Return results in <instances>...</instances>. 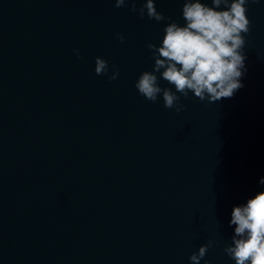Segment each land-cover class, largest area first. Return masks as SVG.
Masks as SVG:
<instances>
[{
    "label": "water",
    "instance_id": "water-1",
    "mask_svg": "<svg viewBox=\"0 0 264 264\" xmlns=\"http://www.w3.org/2000/svg\"><path fill=\"white\" fill-rule=\"evenodd\" d=\"M183 3L154 0L157 22L114 0H0V264H190L210 241L200 264H235L232 209L264 191V0L245 5L243 87L177 112L135 83Z\"/></svg>",
    "mask_w": 264,
    "mask_h": 264
},
{
    "label": "clouds",
    "instance_id": "clouds-1",
    "mask_svg": "<svg viewBox=\"0 0 264 264\" xmlns=\"http://www.w3.org/2000/svg\"><path fill=\"white\" fill-rule=\"evenodd\" d=\"M247 2L211 0L212 7H209L201 0H184V25L168 23L160 45L147 44L154 64L152 71L139 75L135 83L138 93L151 102H156L159 96L165 108H175L177 112L182 109V106L177 107L181 96L187 98L189 92L209 103L231 98L243 87L240 78L244 74L242 70H246L242 33L249 31ZM126 3H131L130 10L141 18L146 13L157 22L166 19L156 11L154 0H145L139 9L135 7V0H114L117 8L124 7ZM221 5L226 10H216ZM117 38L123 41L122 36ZM94 71L97 75H104L109 72V66L104 59L96 57ZM156 73L160 79L173 85L175 91L161 88ZM117 76L118 70H114L108 79L113 80ZM258 183L264 186V177ZM232 225H235L234 234L231 245L223 249L225 254L235 264H264V191L248 199L246 204L233 207L229 220V226ZM209 247L211 241L192 253L190 264H200Z\"/></svg>",
    "mask_w": 264,
    "mask_h": 264
}]
</instances>
